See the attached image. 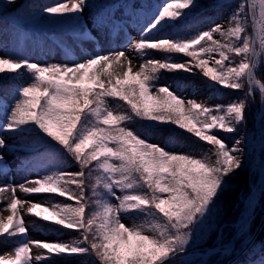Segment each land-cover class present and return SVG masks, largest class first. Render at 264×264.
<instances>
[{
	"label": "snow or ice",
	"instance_id": "obj_1",
	"mask_svg": "<svg viewBox=\"0 0 264 264\" xmlns=\"http://www.w3.org/2000/svg\"><path fill=\"white\" fill-rule=\"evenodd\" d=\"M199 7L223 10L229 3L0 0V50L23 47L18 38L37 23L99 43L95 29L109 41L108 50L79 56L68 49L62 63L0 55V74L29 77L0 90V177L17 168L24 173L18 184H0V195L11 191L0 201L11 212L0 219V238H19L0 264H48L59 255L92 256L94 264H264V241L257 248L251 229L257 211L264 212V80L257 77L264 65V0H238L227 26L181 36L179 22ZM165 30L171 34L155 35ZM164 73L207 78L214 92L242 95L226 104L198 102L180 95L178 83L160 85ZM177 129L204 147L174 151L152 142L158 132L171 130V137ZM18 154L23 158L13 166L8 157ZM246 168L253 180L225 237L221 195ZM17 190L74 203L44 207L18 198ZM27 214L76 236L29 239ZM241 251L248 258L234 260Z\"/></svg>",
	"mask_w": 264,
	"mask_h": 264
},
{
	"label": "rangeland",
	"instance_id": "obj_2",
	"mask_svg": "<svg viewBox=\"0 0 264 264\" xmlns=\"http://www.w3.org/2000/svg\"><path fill=\"white\" fill-rule=\"evenodd\" d=\"M91 2V0H90ZM238 2V0H228L229 7L225 8L223 10H208V12H204V14H207V19L200 22V24H196L192 28L191 32H197V31H203L207 30L212 24L214 23H221L225 26H227V15L232 7H235V4ZM258 7V5H257ZM203 9L204 7H199ZM197 8V9H199ZM218 11V12H217ZM89 27H91V22L89 21ZM48 34V33H47ZM92 34L94 36H97V39L99 40V43H96L91 40L90 37H82L80 40V45L75 46L74 44L71 45V50H73V53L77 56H79L81 53L85 51H93L94 49L99 51L101 48L104 50H108L109 48V41L104 39L102 34H97L95 32V29L92 30ZM181 36L182 33H179ZM215 39H219V36L217 34H214ZM70 45V44H69ZM68 44H65V46H69ZM117 46L116 41V34L113 33L112 41H111V47L115 48ZM0 55H12V56H26L30 59H33L40 63H62L67 60V57L65 53L61 52L60 50L56 49L54 51L48 50L44 45H30L29 40H24L23 47H16L14 48L11 43L2 50H0ZM138 63V62H137ZM211 63V62H210ZM111 71V70H110ZM181 75L189 76L191 85L190 87H187L184 89L180 95L185 96L187 98H194L198 102H206L208 104L214 105L217 103H227L237 97H240L242 93L238 91H232L229 89H219L218 91H213L211 88V82L207 80V78H201V77H194L187 73H181ZM164 82V81H163ZM161 85L168 84L167 82L160 83ZM259 102V101H258ZM257 104H254L252 107V110L254 111L255 108L258 106ZM115 106V104L113 105ZM139 125L137 123H133L131 127L136 128ZM175 126H173L174 128ZM249 128H252V124L250 121ZM171 130H162L155 134L153 136V141L155 143H159L162 146H165L166 143L170 145V149L174 151H188L190 149H199L201 147H204L202 143H197V138L191 136L190 134L183 133L182 130H176L178 133L182 134V137L179 139H176L174 142H168L167 137L169 135V132ZM181 136V135H180ZM10 140V137H6ZM224 138L226 141L230 144L232 141L231 134H225ZM166 140V141H165ZM181 142H183L181 144ZM165 144V145H164ZM193 154L199 155V152L196 151ZM9 163L15 166L16 161L18 160V157H8ZM32 175H35L33 173ZM249 177H251L249 185L253 180V176L249 172ZM24 179V173L20 169H16V174L6 176V177H0V184H6V183H20ZM17 196L18 198L22 199H28L33 202H40L43 204L44 207H49L51 203H57V202H68V203H74L72 201H67L66 197H58V196H52L51 194H33V195H25L24 193L17 190ZM4 196H7L10 198L11 191L0 195V201L4 200ZM45 200H48L49 203L45 204L43 203ZM6 202L0 203V219L6 218L7 215H10V210L6 209ZM34 211H39L34 210ZM263 216V215H262ZM262 216H259V223L258 227L260 228L261 224V218ZM26 224L29 226V232H28V238L29 239H39V240H71L75 238L76 234L71 230H61L58 228V226L52 225L50 222H46L41 220L37 216H33L31 214L25 215ZM126 225H129L132 223V221L128 217H124L123 221ZM258 228H253V237L256 235V232ZM19 238H11V239H3L0 238V255H7V254H14V247L18 244ZM13 251V252H12ZM243 251H241L238 255H236L233 259L235 260ZM199 255L198 253L191 256L190 259H195L196 256ZM94 257L87 256V255H59V256H53L51 260L48 261V264H94Z\"/></svg>",
	"mask_w": 264,
	"mask_h": 264
},
{
	"label": "trees",
	"instance_id": "obj_3",
	"mask_svg": "<svg viewBox=\"0 0 264 264\" xmlns=\"http://www.w3.org/2000/svg\"><path fill=\"white\" fill-rule=\"evenodd\" d=\"M34 2L38 4H49V3L57 2V0H34ZM147 2L148 3H162L163 0H147ZM204 12L207 13L208 9H205V8L196 9L192 13H190L187 19L180 21L178 25L182 27V31L180 33H182L183 36H187L192 33H195V32H191L192 28H195L194 26L196 24H200V22L206 20L208 17L207 14L206 15L204 14ZM2 23L6 27H10L8 20H4L2 21ZM47 32L50 35L47 36L46 35ZM166 32L168 34H171V30H165L164 32L155 33V35L161 36V35L166 34ZM25 39L29 40L30 45H33V44L34 45L36 44L44 45L50 51H54L58 49L61 52L65 53L68 49H71L69 44L78 45L81 37H77L76 34L70 33L68 30L63 29L59 26H45V25H41L37 23L28 29L26 36H22L18 38V42L19 40L24 41ZM65 44H68L69 46H65ZM156 55H157V58H162L159 54H156ZM174 58L179 60L181 57L175 56ZM257 77L261 80H264V65H262L260 69L258 70ZM28 79L29 77L27 74H25L23 77H18L15 79H13L12 74H9L7 76L0 74V90L7 89L13 84H20L22 82H26ZM190 79L192 78H190L189 76L181 75V73L178 75L171 74V73H164L162 76V79L159 81V84L161 82L162 84L167 82L168 84H173V87L175 89V84L178 83L181 87L180 89H175V90H177L178 93L180 94L184 91L185 88L190 87L191 85ZM256 101L257 102L259 101L258 93L256 94ZM117 103L122 104L123 102H117ZM181 137H182V134L176 131L175 134L172 135L171 137L170 135H168L167 141L171 143L172 142L175 143L176 139H179ZM32 139H33L32 137H26L25 142L30 143ZM182 143L183 142H181V144ZM165 146L170 149L169 144L166 143ZM17 157L18 159L23 158L20 154H18ZM249 179H251V177H249V172L246 168L245 170L241 171L238 174V176L233 181L231 188L226 193L221 195L220 204L223 209L222 217H221L223 220L222 230L224 231L225 237H227L231 233L233 229V221H235L240 214V211L242 208L241 200L243 199L246 189L249 186V182H250ZM260 215L261 216L264 215V212H261L258 210L255 216V219L251 224L252 232H253V228H258V223H259L258 218ZM215 227L216 225L213 224V228ZM206 238H207V235H206ZM214 241H215L214 237L208 240L209 243H212ZM261 241H264V222L260 225V229L257 231L256 236L254 237V242L257 244V248H259V243ZM255 255L258 256L259 253L257 252ZM247 258L248 256L243 251L235 260L244 261Z\"/></svg>",
	"mask_w": 264,
	"mask_h": 264
},
{
	"label": "water",
	"instance_id": "obj_4",
	"mask_svg": "<svg viewBox=\"0 0 264 264\" xmlns=\"http://www.w3.org/2000/svg\"><path fill=\"white\" fill-rule=\"evenodd\" d=\"M258 93V92H257ZM263 221H264V216L262 217V220H261V223H263ZM259 229V228H258Z\"/></svg>",
	"mask_w": 264,
	"mask_h": 264
},
{
	"label": "bare ground",
	"instance_id": "obj_5",
	"mask_svg": "<svg viewBox=\"0 0 264 264\" xmlns=\"http://www.w3.org/2000/svg\"><path fill=\"white\" fill-rule=\"evenodd\" d=\"M13 252V251H12Z\"/></svg>",
	"mask_w": 264,
	"mask_h": 264
}]
</instances>
